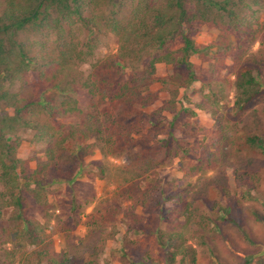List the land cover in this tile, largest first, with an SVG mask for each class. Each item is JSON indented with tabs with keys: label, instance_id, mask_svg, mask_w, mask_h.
Wrapping results in <instances>:
<instances>
[{
	"label": "rangeland",
	"instance_id": "374dc122",
	"mask_svg": "<svg viewBox=\"0 0 264 264\" xmlns=\"http://www.w3.org/2000/svg\"><path fill=\"white\" fill-rule=\"evenodd\" d=\"M242 14L247 28L236 33L203 25L191 69L158 64V81L132 105L62 91L118 54L113 34L80 23L66 41L48 27L17 33L37 61L14 79L0 74V120L32 103L38 113L0 122L16 130L0 164V264H264V0ZM132 72L123 67L118 81ZM73 99L81 116L42 105ZM106 115L114 135L93 136ZM47 121L62 126L52 138Z\"/></svg>",
	"mask_w": 264,
	"mask_h": 264
},
{
	"label": "trees",
	"instance_id": "16d2710c",
	"mask_svg": "<svg viewBox=\"0 0 264 264\" xmlns=\"http://www.w3.org/2000/svg\"><path fill=\"white\" fill-rule=\"evenodd\" d=\"M3 8L0 10V74L4 70L9 78L14 79L18 71H26L35 58L29 56L34 43H17L15 37L19 31L26 27H31L37 33L43 27L55 29L58 32V39L66 41L65 30L72 27L74 23L85 26L90 33L108 32L113 34L118 41V54L108 55L104 59L98 60L92 65V72L85 78L84 82L77 85L72 82L69 89L63 87V93L76 92L78 86L87 89L92 97H97L103 101L105 96H110L112 105L116 103H126L132 105L140 97V90L147 89L149 85L156 83L155 70L158 64L172 65L176 60H181V64L188 70L191 64L188 58L192 54H198L199 49L195 46L193 35L199 31L203 25L218 27L222 34L229 28L236 33L238 29H246L247 26L242 19L245 9L252 11V6H260L262 0H3ZM100 14H96L101 10ZM89 13L84 15V10ZM97 15V16H96ZM101 20L102 24L98 23ZM227 22H224V21ZM66 43V42H65ZM92 47V45H89ZM90 54V52H89ZM16 61V70L10 69L11 58ZM237 65H241V56H232ZM60 65L58 71H63L69 64V58L63 52L59 53ZM49 67L55 65L54 60L49 62ZM236 65V66H237ZM130 67L132 77L127 81H118V72L123 67ZM192 71V70H191ZM241 73L248 75V69L242 67ZM50 80L56 78V71L51 73ZM92 77V78H90ZM243 77V76H242ZM193 72L189 73V82L194 81ZM57 80V79H56ZM254 82L253 78H247L245 83ZM246 87L245 84L242 85ZM109 93V94H108ZM154 99L148 103H152ZM155 102V101H154ZM37 103L24 106L18 109L13 116L1 118V123L22 125L23 110L31 108V113H38ZM143 102L141 106H145ZM43 106H53L57 112L78 114L83 113L76 106V100L71 103L62 102L51 105L47 100ZM204 109L203 105H198ZM109 114V113H107ZM107 115L105 121L94 125L93 136L106 135L112 137L113 128L108 122ZM109 125H108V124ZM155 123V122H154ZM48 126H43V137H54L61 129L59 124L56 128L54 123L47 121ZM28 126V124H24ZM0 127V164L5 159V152L9 153V135L16 130L15 127ZM75 138L74 132L70 134ZM88 136H82V139ZM258 140V139H257ZM256 145V138L250 140ZM4 152L5 156L2 155ZM9 169L14 170L11 166ZM12 184V188H15ZM18 202L21 200L19 197ZM175 254H172V258Z\"/></svg>",
	"mask_w": 264,
	"mask_h": 264
}]
</instances>
